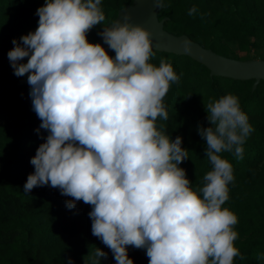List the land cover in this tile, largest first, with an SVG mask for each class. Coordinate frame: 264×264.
I'll list each match as a JSON object with an SVG mask.
<instances>
[{"label":"clouds","instance_id":"obj_1","mask_svg":"<svg viewBox=\"0 0 264 264\" xmlns=\"http://www.w3.org/2000/svg\"><path fill=\"white\" fill-rule=\"evenodd\" d=\"M163 8L164 0H155ZM102 0H46L38 27L14 39L8 52L14 75L27 74L32 109L46 139L30 163L23 191L58 188L68 209L92 206V235L117 264H134L128 248L146 250L149 264H234L245 257L235 246L238 217L223 207L234 168L222 154L244 157L254 128L239 98L226 94L205 104L211 125L198 126L211 170L194 188L180 165L189 159L167 133L165 97L178 75L164 58L159 66L151 32L131 15L98 33L115 52L89 43L88 33L105 21ZM197 9H189L194 15ZM185 51L190 42L184 40ZM28 58L27 63L20 61ZM93 264L108 253L96 248ZM264 261V253H256ZM67 264H74L69 259Z\"/></svg>","mask_w":264,"mask_h":264},{"label":"trees","instance_id":"obj_2","mask_svg":"<svg viewBox=\"0 0 264 264\" xmlns=\"http://www.w3.org/2000/svg\"><path fill=\"white\" fill-rule=\"evenodd\" d=\"M133 0H102L105 21L87 36L95 43L105 26L116 19L120 9ZM46 0H0V51L14 48L12 41L34 32L38 27L37 9ZM159 18H167L165 29L175 35H188L205 48L226 57H234L235 48L258 55L264 60V0H164ZM197 9L188 15L189 9ZM151 63L159 66L161 58L169 60L180 75L165 97L169 118L158 121L166 126L173 140L183 138L182 147L189 159L180 167L195 188L211 165L205 155L206 141L198 134V126L210 127L205 104L226 94L239 98L242 110L254 128L244 144V157L222 154L233 165L235 181L229 185L230 198L223 205L238 217L235 246L245 257L234 264H264L256 253H264V80L253 88L255 80H234L211 75L210 70L192 58L174 53L154 51ZM235 54V55H232ZM109 55L115 57V52ZM255 59V58H252ZM30 87L27 74L14 75L11 63L0 60V264H93L96 248L108 253L101 264H117L112 252L92 235V206L77 202L68 209L72 197L61 195L58 188L36 187L30 194L23 191L30 163L39 146L46 142L37 133L42 121L30 107H21L24 91ZM134 264H149L146 250L128 248Z\"/></svg>","mask_w":264,"mask_h":264},{"label":"water","instance_id":"obj_3","mask_svg":"<svg viewBox=\"0 0 264 264\" xmlns=\"http://www.w3.org/2000/svg\"><path fill=\"white\" fill-rule=\"evenodd\" d=\"M162 8L156 7L155 0H133V2L124 8L120 9L114 21L123 19L126 15H131V23L139 25L151 32L153 41V50L167 53L185 55L193 60L205 65L211 72V75L222 76L234 80H255L253 88H256L258 83L264 80V60L249 59L240 60L218 54L210 48H205L198 42L192 40L188 35H175L165 29L167 18L160 19L159 11ZM112 24V23H111ZM110 24V25H111ZM109 25V26H110ZM190 42V51H185L183 42ZM99 43L110 53L111 49L104 43L100 36L94 44ZM0 60L8 62V53L0 51ZM28 58L20 61L27 63ZM31 88L28 87L22 96L21 107L25 112H29L32 107L30 97Z\"/></svg>","mask_w":264,"mask_h":264},{"label":"rangeland","instance_id":"obj_4","mask_svg":"<svg viewBox=\"0 0 264 264\" xmlns=\"http://www.w3.org/2000/svg\"><path fill=\"white\" fill-rule=\"evenodd\" d=\"M234 49L236 51L235 54L237 56V59H240V60H249L252 58L259 59L258 55H253V57H250V55L247 52L238 51V49L235 47H234ZM235 54H232V55H235ZM231 58H234V57H231Z\"/></svg>","mask_w":264,"mask_h":264}]
</instances>
